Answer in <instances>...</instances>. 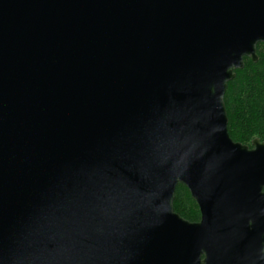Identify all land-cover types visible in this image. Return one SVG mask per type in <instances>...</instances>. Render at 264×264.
Masks as SVG:
<instances>
[{"label":"water","instance_id":"95a60500","mask_svg":"<svg viewBox=\"0 0 264 264\" xmlns=\"http://www.w3.org/2000/svg\"><path fill=\"white\" fill-rule=\"evenodd\" d=\"M258 44L264 0H0V264H264Z\"/></svg>","mask_w":264,"mask_h":264},{"label":"trees","instance_id":"16d2710c","mask_svg":"<svg viewBox=\"0 0 264 264\" xmlns=\"http://www.w3.org/2000/svg\"><path fill=\"white\" fill-rule=\"evenodd\" d=\"M257 62L244 59V67L234 71L227 84L224 106L228 118V134L236 143L250 147L254 139L264 142V45L258 44ZM173 209L184 220L198 222V207L188 190L178 185Z\"/></svg>","mask_w":264,"mask_h":264},{"label":"flooded vegetation","instance_id":"af4514ba","mask_svg":"<svg viewBox=\"0 0 264 264\" xmlns=\"http://www.w3.org/2000/svg\"><path fill=\"white\" fill-rule=\"evenodd\" d=\"M199 220H200V218H199ZM199 220H198V222H199ZM201 259H203V257H201Z\"/></svg>","mask_w":264,"mask_h":264}]
</instances>
